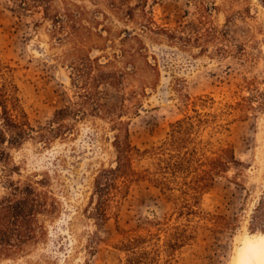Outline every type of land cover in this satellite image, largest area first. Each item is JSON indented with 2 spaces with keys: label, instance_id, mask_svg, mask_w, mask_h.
I'll list each match as a JSON object with an SVG mask.
<instances>
[{
  "label": "rangeland",
  "instance_id": "1",
  "mask_svg": "<svg viewBox=\"0 0 264 264\" xmlns=\"http://www.w3.org/2000/svg\"><path fill=\"white\" fill-rule=\"evenodd\" d=\"M71 1L91 11H107L105 1ZM14 6L0 0V53L12 68L25 109L38 128L77 100L73 71L64 59L70 45L60 43L50 23L42 22V14L22 15ZM150 8L162 27L175 31L196 22L195 31L205 34L214 28L219 36L215 40L203 36L200 43L190 44L143 37L159 81L142 105L131 108L124 118L133 144L142 150L159 144L172 123L192 113L185 107L186 97L210 96L216 108L242 104L213 137L215 148L233 149L239 165L216 180L194 216H180L169 194L139 183L117 216L100 223L88 211L95 175L112 159L110 145L96 141L97 133L112 137L108 126L91 119L79 124L71 139L58 140L48 148L28 141L12 150L14 162L24 177L49 179L47 189L59 201L60 210L47 220L43 241L24 254L0 258V264H120L125 259L121 242L149 220L163 221L165 229L178 225L191 229L193 239L168 264H230V260L243 264L251 248L264 241V4L261 0H157L150 2ZM113 22L115 30L124 28ZM97 43L104 49L102 41ZM89 51L94 57L104 54ZM112 52L108 48L107 53ZM156 75L142 73L144 78ZM101 92L109 105L132 106L124 101L123 92L109 85L102 86Z\"/></svg>",
  "mask_w": 264,
  "mask_h": 264
},
{
  "label": "trees",
  "instance_id": "2",
  "mask_svg": "<svg viewBox=\"0 0 264 264\" xmlns=\"http://www.w3.org/2000/svg\"><path fill=\"white\" fill-rule=\"evenodd\" d=\"M9 1L22 15L42 14V22L50 23L60 43L70 45L64 59L73 71L77 100L56 111L47 125L35 127L11 75L12 68L3 62L0 53V258L24 254L38 245L48 235L47 220L60 210L59 201L47 189L49 179L24 177L12 150L28 141H37L45 148L58 140L67 141L77 133L79 124L91 119L106 124L113 134L97 133L96 141L110 145L112 159L95 175L88 211L91 216L100 223L117 216L122 202L139 183H149L162 194H169L180 216L196 215L203 195L218 178L239 165L233 149L215 148L213 137L225 129L226 118L241 110L242 104L216 108L213 97H186L185 107L192 113L172 123L166 139L145 150L133 144L130 124L124 118L131 108L142 105L148 90H155L159 81V71L149 62L143 37L190 44L200 43L203 36L215 40L219 32L214 28L205 34L197 32L196 22L180 25L175 31L160 26L150 8V2L157 0H92L105 1L107 11H91L71 0L61 4L58 0ZM261 2L264 4V0ZM113 20L124 28L115 30ZM97 40L103 42L104 49ZM89 49L104 54L94 57ZM149 72L156 76H142ZM104 85L123 92L124 101L132 106L104 102ZM143 161L147 163L142 165ZM192 239L187 226L165 229L163 221L149 220L121 242L119 250L125 259L120 264H168Z\"/></svg>",
  "mask_w": 264,
  "mask_h": 264
},
{
  "label": "bare ground",
  "instance_id": "3",
  "mask_svg": "<svg viewBox=\"0 0 264 264\" xmlns=\"http://www.w3.org/2000/svg\"><path fill=\"white\" fill-rule=\"evenodd\" d=\"M250 256L248 255L245 262L243 264H252L253 261L256 262V264H259V261L262 257H264V245L262 243H258L255 247L251 248ZM258 252L261 254H258ZM253 257L251 261L248 260V258Z\"/></svg>",
  "mask_w": 264,
  "mask_h": 264
},
{
  "label": "clouds",
  "instance_id": "4",
  "mask_svg": "<svg viewBox=\"0 0 264 264\" xmlns=\"http://www.w3.org/2000/svg\"><path fill=\"white\" fill-rule=\"evenodd\" d=\"M262 245H264V241H262ZM230 264H233V262L230 260ZM252 264H256L255 261L252 262ZM259 264H264V257H262L259 261Z\"/></svg>",
  "mask_w": 264,
  "mask_h": 264
}]
</instances>
